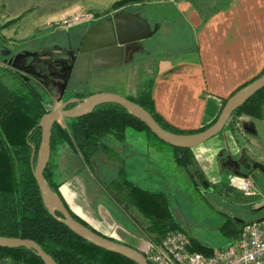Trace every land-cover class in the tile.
<instances>
[{"label":"crops","instance_id":"1","mask_svg":"<svg viewBox=\"0 0 264 264\" xmlns=\"http://www.w3.org/2000/svg\"><path fill=\"white\" fill-rule=\"evenodd\" d=\"M113 1L0 0V21L17 19V23L23 24L22 31L17 34L23 37L86 11L93 12L96 19L107 13L105 11ZM129 4H145L147 13L132 11L147 19L149 15L158 18V27L162 22L172 23L182 18L194 31L192 47L173 56H160L157 60L145 57L150 48L142 42L143 50L127 62L130 63L128 73L137 72L138 76L133 80L128 78L125 86L115 91L136 96L140 90L150 89L157 111L179 128L193 129L211 122L223 98L264 68V0H224L207 12L196 0H143ZM225 125L191 147L194 162L189 166L175 162L168 144L167 147L148 144L139 149L129 143L131 140L126 134L121 139L106 135L104 138L110 142L111 149L99 150L91 158L92 165L99 169L100 177H95L89 166L85 168L86 163L77 149L69 143L60 144L54 153L60 179L59 194L66 206L90 226L141 250L145 241L141 221L129 212V202L124 204L107 189L115 176L110 175V170L124 171L129 179L147 189L156 182L162 186L166 181L158 167L175 168L174 164L177 170L183 166L191 174V179L195 173H201L199 179L207 182L206 185L229 184L231 174L251 175L252 171L242 167L237 158L241 146L256 158L260 156L259 150L264 147L258 146L253 139L263 132L264 114L255 116L241 112L234 117L232 124ZM238 133L241 137H237ZM145 135L147 139L153 137ZM114 141L121 144L116 145ZM253 185L254 182L250 195L256 194ZM263 199L264 196L255 200V205L263 206Z\"/></svg>","mask_w":264,"mask_h":264},{"label":"trees","instance_id":"2","mask_svg":"<svg viewBox=\"0 0 264 264\" xmlns=\"http://www.w3.org/2000/svg\"><path fill=\"white\" fill-rule=\"evenodd\" d=\"M138 1L143 0H114L111 7L120 8ZM263 71L264 68L236 89ZM46 95L45 90L22 78H19L15 87H8L0 81V235L32 238L58 264H138L123 254L92 243L54 218L46 208L32 176L29 158L31 148L36 149L40 143V126L37 122L49 110L44 103ZM126 96L145 107L162 127L177 134H190L207 127L216 119L226 100L223 98L211 122L198 128L184 129L171 124L157 111L150 89L144 88L136 96ZM263 106L264 86L237 106L225 124H232L234 117L241 112L263 116ZM126 127L144 130L148 135L163 141L142 120L116 102H100L91 111L71 118L66 125L61 120L54 121L50 129V158L43 171L50 187L59 193L60 179L57 177L54 153L60 144L72 145L89 166L95 153L111 149V144L104 137L111 135L121 139ZM168 145L173 150L177 164H193L194 153L191 147ZM123 172L120 171L107 186L116 199L122 201L119 197L122 196L144 217L141 227L147 236L159 238L168 230L180 227L172 220L165 191L144 188ZM110 187H116V190ZM70 212L76 219L93 228L82 217ZM239 229L230 228L228 222L223 224V230L233 237ZM190 238L192 249L203 253L212 252L213 247ZM0 260L9 264H45L32 249L25 246H0Z\"/></svg>","mask_w":264,"mask_h":264},{"label":"rangeland","instance_id":"3","mask_svg":"<svg viewBox=\"0 0 264 264\" xmlns=\"http://www.w3.org/2000/svg\"><path fill=\"white\" fill-rule=\"evenodd\" d=\"M196 1L202 5L203 11L207 12L224 0ZM146 7L145 4H127L125 6L128 10L140 11L141 13H147ZM112 9L113 8L110 7L105 12H110ZM148 19L152 23V26L154 24H160L159 19L152 15H149ZM92 21L94 20L77 21L74 19L70 21L69 24L61 22L57 25H51L45 28L41 27L34 30V33L23 37L17 34L19 31H22L23 28V24L17 23V19L0 21V47L10 48L12 50H17L21 47L39 49L45 44H50L52 42L50 36L58 33V30L72 31L79 29L80 32H83L85 26ZM143 44L150 48V52L146 54L145 57H152L157 60L163 55L173 56L183 49L190 48L194 45V31L182 18L172 23L162 22L161 26L158 27L150 37L143 39ZM1 59L2 54L0 53V81L8 87L17 86L19 78L16 71L5 65ZM129 66L130 63H124L122 66L104 67L98 73L92 74L81 84L71 87L70 92L74 90L84 95L96 91H116L122 89L128 78H132L133 80V78L137 77L139 74L137 72L128 73L127 69ZM146 76V73H144V77ZM133 87H135V84H133ZM44 103L45 107L48 109L57 105V103L47 97V95L44 98ZM59 120L66 125L71 118H61ZM227 125L228 124L225 126ZM125 134L127 138L131 140L129 143L137 145L139 149H144L148 144L155 146L161 144L163 147H167L165 142L158 140L154 136L147 139L145 135L147 133L144 130L126 127ZM135 135L137 138H134ZM237 137H241V135L238 133ZM254 137V142L261 148L264 147V129L261 135L259 134ZM113 143L116 145L121 144L116 141ZM171 150L172 149H169V151ZM259 151L261 154L258 159L264 162V149ZM87 166L86 164L85 168H87ZM174 166L175 168L171 166L163 168L155 166V169H157V167L161 169V176H163L166 181H163L161 184L163 188L156 182L152 184V188L150 187V189L160 190L162 188V190L166 192L172 220L179 224L180 227L177 228L184 230L195 240L213 248L224 247L233 238L231 234L223 230V224L225 222L229 223L230 228L238 229L242 222L264 216V199L261 201L263 204L261 207H258L254 203L255 200L264 196V174L259 169L250 170L252 171L251 177L254 182L253 188L256 191L255 195H250L251 193H245L238 187H231L226 182H220L218 184L210 183L206 185L207 182L203 183L199 179L202 175L201 173H195L194 178L191 179V174L185 171L183 166H181L179 170L176 169L175 164ZM89 167L95 174V177H100L97 167L92 164H89ZM109 173L110 175H115L113 178L118 174L114 169H111ZM110 188L116 190V187ZM107 189H109L108 186ZM109 190L111 191V189ZM119 197L124 201V204H127L128 201L123 199L122 196ZM127 205L129 212L136 215V218L143 222L144 217L133 207L132 203ZM0 264L9 263L5 260H0Z\"/></svg>","mask_w":264,"mask_h":264},{"label":"water","instance_id":"4","mask_svg":"<svg viewBox=\"0 0 264 264\" xmlns=\"http://www.w3.org/2000/svg\"><path fill=\"white\" fill-rule=\"evenodd\" d=\"M157 28L158 24L152 26L148 19L140 13L126 8H119L109 17L96 20L86 27L80 44L81 53L71 61L70 68L76 77L87 79L90 69L119 65L125 61L128 42L150 37ZM15 58L16 55L14 56ZM14 59L8 60L10 65L22 69ZM262 86H264V71L231 93L211 124L200 131L190 134L170 132L162 127L141 104L115 91L91 92L82 97L76 96L67 99L62 104L54 106L44 112L39 122H37V125L40 126V143L36 149L34 147L31 148L29 157L32 176L37 188H39L46 208L54 218L65 223L73 231L92 243L123 254L138 264H147V260L141 250L106 236L97 229L91 228L76 219L66 206L61 195L50 187L43 171L50 158V129L52 124L61 118H74L83 115L91 111L96 104L110 101L126 108L142 120L158 138L168 144L192 147L220 131L236 107ZM70 101L75 103L65 107ZM33 156L34 162L32 163ZM237 161L247 170L259 169L264 174V162L248 152L245 146H241ZM0 246H25L32 249L45 264H58L39 243L29 237L0 235Z\"/></svg>","mask_w":264,"mask_h":264},{"label":"built area","instance_id":"5","mask_svg":"<svg viewBox=\"0 0 264 264\" xmlns=\"http://www.w3.org/2000/svg\"><path fill=\"white\" fill-rule=\"evenodd\" d=\"M74 19L94 20L95 14L86 11L65 18L62 22L69 24ZM228 183L245 193L252 192L253 179L249 174H231ZM190 246V236L176 228L168 230L159 238L145 234L142 252L147 264H264V216L242 222L236 236L224 247L213 248L210 253H203Z\"/></svg>","mask_w":264,"mask_h":264},{"label":"flooded vegetation","instance_id":"6","mask_svg":"<svg viewBox=\"0 0 264 264\" xmlns=\"http://www.w3.org/2000/svg\"><path fill=\"white\" fill-rule=\"evenodd\" d=\"M113 12H107L88 23L83 32H80L79 29L72 31L58 30V33L50 36L52 42L41 46L39 49L21 47L17 50H12L0 47L1 60L5 65L16 71L18 78H22L45 90L47 97L54 100L57 105L76 96L82 97L86 94L83 95L81 92L74 90L70 92L71 87L79 85L86 80L75 76L70 68L71 61L81 53L80 44L86 27L96 20L109 17ZM142 42L143 39L128 42L125 61L119 65L132 60L135 55L142 51ZM15 55L16 58L14 59ZM9 59H14L22 69L11 66ZM101 70L102 68L90 69L87 79ZM74 103L70 101L65 107H69Z\"/></svg>","mask_w":264,"mask_h":264}]
</instances>
